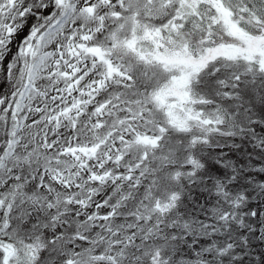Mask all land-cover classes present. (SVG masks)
I'll return each mask as SVG.
<instances>
[{"label": "snow or ice", "instance_id": "snow-or-ice-1", "mask_svg": "<svg viewBox=\"0 0 264 264\" xmlns=\"http://www.w3.org/2000/svg\"><path fill=\"white\" fill-rule=\"evenodd\" d=\"M0 264H264V0H0Z\"/></svg>", "mask_w": 264, "mask_h": 264}]
</instances>
